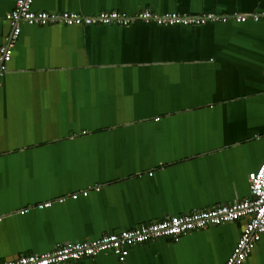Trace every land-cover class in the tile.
<instances>
[{"label": "crops", "instance_id": "0c3cea01", "mask_svg": "<svg viewBox=\"0 0 264 264\" xmlns=\"http://www.w3.org/2000/svg\"><path fill=\"white\" fill-rule=\"evenodd\" d=\"M14 4L0 0V15ZM31 7L229 17L198 25L20 22L0 87V260L250 197L248 174L264 162V0ZM234 13L249 16L237 21ZM9 31L3 20L0 44ZM244 223L137 243L123 261L108 250L57 264H223ZM241 264H264V237Z\"/></svg>", "mask_w": 264, "mask_h": 264}, {"label": "built area", "instance_id": "2783aa9c", "mask_svg": "<svg viewBox=\"0 0 264 264\" xmlns=\"http://www.w3.org/2000/svg\"><path fill=\"white\" fill-rule=\"evenodd\" d=\"M33 0H15L9 11L0 15V24L3 20L10 23V31L0 44V87L1 78L10 60L12 49L20 33V22L31 25H46L63 23L67 25L88 24H121L127 25L134 19H152L161 24L185 23L191 25L203 24L207 20H226L229 16L207 13L203 15L182 16L178 13L154 14L144 10L129 15L119 10H101L95 14L82 15L75 11L59 13L32 9ZM249 15L234 13L230 17L237 21H245ZM257 19V14H251ZM158 119V117L156 118ZM250 197L235 200L230 203L216 205L207 209L193 210L188 213L166 216L157 221L141 223L135 227L115 232L103 233L100 237L91 240L69 241L56 245L44 253L21 254L15 258L0 260V264H57L68 260H78L94 257L103 251H112L119 261H123L128 248L137 243L148 242L152 239L167 236L177 240L180 235L192 230L201 229L223 222L245 219L242 231L231 253L223 264H241L249 255L255 243L264 237V162L248 174ZM79 194L86 195L87 190L72 193L76 198ZM65 197L59 198L63 201ZM50 201L37 203L39 208L47 207ZM24 210H22L23 212Z\"/></svg>", "mask_w": 264, "mask_h": 264}]
</instances>
